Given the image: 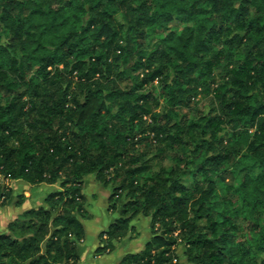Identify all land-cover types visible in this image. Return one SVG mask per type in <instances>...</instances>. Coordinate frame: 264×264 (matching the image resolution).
<instances>
[{
  "label": "trees",
  "instance_id": "1",
  "mask_svg": "<svg viewBox=\"0 0 264 264\" xmlns=\"http://www.w3.org/2000/svg\"><path fill=\"white\" fill-rule=\"evenodd\" d=\"M89 176L118 213L96 253L143 217L118 264H264V0H0V207L9 182L61 190L0 264H77Z\"/></svg>",
  "mask_w": 264,
  "mask_h": 264
},
{
  "label": "crops",
  "instance_id": "2",
  "mask_svg": "<svg viewBox=\"0 0 264 264\" xmlns=\"http://www.w3.org/2000/svg\"><path fill=\"white\" fill-rule=\"evenodd\" d=\"M8 187L11 192L10 198L5 205L0 207V235L5 234L8 224L24 212L40 208L46 209L45 200L47 197L61 191L57 184L29 185L20 181L9 182ZM87 190L91 191L89 197L85 194ZM82 192L86 199L85 209L89 217L81 220L84 239L78 244L77 264H118L123 257L138 254L144 249L152 235L149 220L138 217L131 223L138 232L135 239L114 243V250L111 253H96L100 247V235L106 232L118 218V213L109 211L110 190L100 185L94 176L85 178ZM98 193L103 196L101 204H98Z\"/></svg>",
  "mask_w": 264,
  "mask_h": 264
},
{
  "label": "rangeland",
  "instance_id": "3",
  "mask_svg": "<svg viewBox=\"0 0 264 264\" xmlns=\"http://www.w3.org/2000/svg\"><path fill=\"white\" fill-rule=\"evenodd\" d=\"M171 27L172 28L174 27L178 31H180L182 26H180L179 19L178 20H175L171 24ZM210 103H211V94L209 92H206V91L200 92L198 94L197 98L193 101L192 107L189 110L190 111V115L193 116V115H199V114L207 113L209 111V109H210ZM167 164H169V163L167 162ZM187 178H188V181L187 182H189L190 181V176H187ZM231 181H232L231 177H226V182H228V183L230 182L231 183ZM90 192L87 190L85 194L89 197ZM110 194H111V192H110ZM102 200H103L102 194L101 193H98V204H101L102 203ZM85 206H86V204H85ZM117 207L119 208V204H118ZM88 208H90V207H88ZM135 230L137 232V229H135ZM137 236H138V234H137ZM182 254H183V247H178L177 248V251H176V255L178 256V260H179V262L181 264H186L185 263V258L183 257Z\"/></svg>",
  "mask_w": 264,
  "mask_h": 264
}]
</instances>
